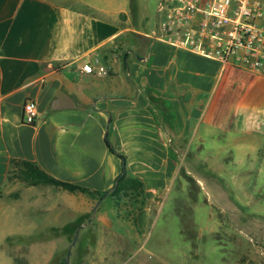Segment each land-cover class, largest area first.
<instances>
[{
    "label": "crops",
    "instance_id": "obj_1",
    "mask_svg": "<svg viewBox=\"0 0 264 264\" xmlns=\"http://www.w3.org/2000/svg\"><path fill=\"white\" fill-rule=\"evenodd\" d=\"M146 22L131 9L98 0H0L4 231L27 235L32 228L26 225L33 224L35 233L45 232L38 227L43 219L31 221L34 207L17 210L26 197L41 201L30 186L12 195L17 185L6 177L13 160L28 162L56 181L102 193L113 187L120 170L104 145L106 137L124 156L127 175L142 183L145 204L136 213L139 222L158 191L177 175L171 144L184 145V155L191 144L196 153L205 138L224 136L241 140L245 151H257L264 137V77L154 38L155 16L150 26ZM93 57L104 74L80 70ZM27 99L36 105L32 125L22 122ZM53 190L57 202L43 203L44 218L58 217L60 198L74 215L77 206L70 199L86 206L94 200L50 187L45 192L52 197Z\"/></svg>",
    "mask_w": 264,
    "mask_h": 264
},
{
    "label": "rangeland",
    "instance_id": "obj_2",
    "mask_svg": "<svg viewBox=\"0 0 264 264\" xmlns=\"http://www.w3.org/2000/svg\"><path fill=\"white\" fill-rule=\"evenodd\" d=\"M98 1L131 9L150 26L158 0ZM240 141L205 138L199 151L193 152L191 144L184 155V145L171 144L176 148L172 154L177 175L158 191L149 214L139 222L135 216L145 204L144 196L139 209L138 203L132 207L128 201L118 213L109 200L94 199L86 206L70 199L77 206L75 215L62 207L65 200L60 198L58 217L44 218V207L57 202L56 190L52 197L45 191L58 188L36 185L30 187L41 202L26 197L17 210L34 207L31 221L43 219L38 227L45 232L35 233L37 226L27 224L31 234L22 235L18 229L9 234L4 231L1 199L0 264H264V137L257 151L243 150ZM19 169L13 166L8 175L17 185L12 195L24 186L17 178Z\"/></svg>",
    "mask_w": 264,
    "mask_h": 264
},
{
    "label": "built area",
    "instance_id": "obj_3",
    "mask_svg": "<svg viewBox=\"0 0 264 264\" xmlns=\"http://www.w3.org/2000/svg\"><path fill=\"white\" fill-rule=\"evenodd\" d=\"M153 37L174 47L264 77V0H158ZM105 73L97 57L80 69ZM22 122L32 125V100L21 107Z\"/></svg>",
    "mask_w": 264,
    "mask_h": 264
},
{
    "label": "trees",
    "instance_id": "obj_4",
    "mask_svg": "<svg viewBox=\"0 0 264 264\" xmlns=\"http://www.w3.org/2000/svg\"><path fill=\"white\" fill-rule=\"evenodd\" d=\"M104 145L107 148L108 152L114 155L119 160L120 170L119 174L115 178L113 187L109 191H105L102 193L91 192L76 185L56 181L28 162L14 160L10 161V168H12L13 166L20 167V169L18 170L17 178L24 186L48 185L70 194L77 193L84 195L90 199H97L96 203H99L100 200L107 197L109 198L113 209H115V212L117 213L121 208L120 206L125 205V203H127L128 201L131 202L130 206L132 207L133 205H136L138 203L139 209V207L142 205L143 198L142 183L138 179L129 177L127 175L126 161L124 156L114 151L106 137H104ZM8 174L6 177L7 180H9ZM135 208L136 207H134L133 211L129 214L134 213Z\"/></svg>",
    "mask_w": 264,
    "mask_h": 264
}]
</instances>
